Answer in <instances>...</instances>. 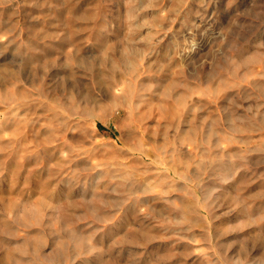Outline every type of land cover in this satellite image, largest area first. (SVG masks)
Listing matches in <instances>:
<instances>
[{
	"label": "rangeland",
	"instance_id": "374dc122",
	"mask_svg": "<svg viewBox=\"0 0 264 264\" xmlns=\"http://www.w3.org/2000/svg\"><path fill=\"white\" fill-rule=\"evenodd\" d=\"M0 264H264V0H0Z\"/></svg>",
	"mask_w": 264,
	"mask_h": 264
}]
</instances>
